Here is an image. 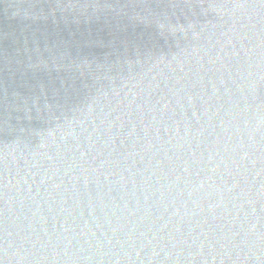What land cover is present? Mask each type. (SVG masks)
I'll use <instances>...</instances> for the list:
<instances>
[{
    "label": "water",
    "instance_id": "obj_1",
    "mask_svg": "<svg viewBox=\"0 0 264 264\" xmlns=\"http://www.w3.org/2000/svg\"><path fill=\"white\" fill-rule=\"evenodd\" d=\"M0 264H264V0H0Z\"/></svg>",
    "mask_w": 264,
    "mask_h": 264
}]
</instances>
